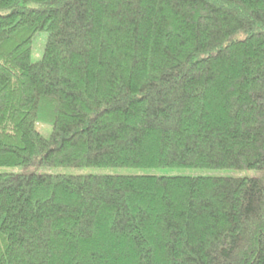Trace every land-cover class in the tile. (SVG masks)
Instances as JSON below:
<instances>
[{
	"label": "trees",
	"instance_id": "trees-1",
	"mask_svg": "<svg viewBox=\"0 0 264 264\" xmlns=\"http://www.w3.org/2000/svg\"><path fill=\"white\" fill-rule=\"evenodd\" d=\"M35 162L264 171V0H0V168ZM0 264H264V178L0 173Z\"/></svg>",
	"mask_w": 264,
	"mask_h": 264
},
{
	"label": "rangeland",
	"instance_id": "rangeland-1",
	"mask_svg": "<svg viewBox=\"0 0 264 264\" xmlns=\"http://www.w3.org/2000/svg\"><path fill=\"white\" fill-rule=\"evenodd\" d=\"M47 42V35L40 32L34 36L31 43V63H37L42 59L44 49ZM36 130L46 139L50 138L51 126L46 123L37 122ZM0 173L19 174H51V175H111V174H153L159 176H205V175H220L234 178H264V171L245 170V171H205V170H182V169H159L149 171H136L128 169H98V168H45L38 165L36 162L27 167H19L15 169L0 168Z\"/></svg>",
	"mask_w": 264,
	"mask_h": 264
}]
</instances>
